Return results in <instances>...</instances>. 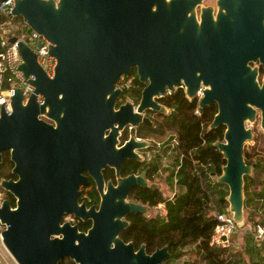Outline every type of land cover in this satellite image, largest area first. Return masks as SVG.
<instances>
[{"label":"water","instance_id":"1","mask_svg":"<svg viewBox=\"0 0 264 264\" xmlns=\"http://www.w3.org/2000/svg\"><path fill=\"white\" fill-rule=\"evenodd\" d=\"M215 4L213 12L202 0H14L11 16L43 34L55 58L50 76L35 51L19 41L20 68L32 75L34 89L23 99L16 86L10 111L0 106V160L8 150L18 175L0 179L17 198L15 206L8 199L0 205V238L17 264H62L64 257L76 264H161L168 255L165 245L146 253L119 239L122 216L146 210L134 200L124 202L125 191L104 194L98 210L78 202L85 180L80 170L97 169L93 155L104 147V131L114 120V131L140 120L129 112L130 102L113 107L120 92L116 81L131 65L145 82L139 111L162 108L154 97L181 83L188 97L203 86L199 109L217 100L208 127L225 125L222 139L212 142L225 162L214 179L228 186L225 209L243 226L244 176L256 164L245 161L243 145L253 139L247 122L255 120L257 109L264 131V80L258 86L256 66L249 64L259 58L264 66V0ZM136 183L146 181L127 177V186ZM68 212L92 217V226L80 231L62 220Z\"/></svg>","mask_w":264,"mask_h":264},{"label":"flooded vegetation","instance_id":"2","mask_svg":"<svg viewBox=\"0 0 264 264\" xmlns=\"http://www.w3.org/2000/svg\"><path fill=\"white\" fill-rule=\"evenodd\" d=\"M202 1L204 5H212L214 7L213 12H215L216 0H209L207 2L206 0ZM197 12L199 13L198 8ZM249 64L251 66H256V80L258 86H262L264 80L263 64L260 62L259 58L255 61H249ZM144 85L145 82H142L137 76V67L135 65H131L127 72H123L118 77L115 87H118L120 92L114 103V109L117 110L122 105L127 104L126 102H130L129 104L131 107L129 112L139 113L140 120L138 123H131L130 121L124 122L115 131L112 129V126L117 127L119 122L118 120H114L112 126L104 131V140L102 141L104 147L100 148L98 154L93 155V159L98 160L97 169L88 168V166H86L80 170L85 180L78 186V202L83 203L86 208L93 206L94 209L98 210L103 200V195L118 187L120 193L125 191L123 197L124 202L134 200L135 202L145 205V211H128L122 216L125 224L118 231V237L124 245L131 242V249L134 251H137L142 247L146 253H151L156 248L165 245L169 253L162 260L161 264H163L164 261L176 253V251H172L176 244V236H172L169 233L170 229H168L171 226L170 224L175 226L176 229V212L174 213L173 211H170V207H175L176 205V198L179 192L176 188L178 187L179 189L180 187L176 174L179 173L182 163L188 159L194 163L199 161L205 169L211 164L207 157L203 160L204 158L200 154L199 156H195L191 151H188L187 154L183 151L180 152L179 147L176 146L178 138L176 139V103L173 101L175 97L174 94L182 91L186 100L194 101L195 107L193 113L196 115H199L205 106H211L213 109L212 118L217 111L218 102L216 99L212 98L207 104L199 109V97L202 96L203 86L200 85L193 97H188L185 93V86L181 83L176 85L174 90L166 89V92L160 93L158 96L154 97L155 100L159 102L158 105L162 108L153 109L151 107H146L139 111V101ZM198 90L201 91V94L199 95L197 93ZM261 92L264 96V90ZM261 103H264V101H261ZM39 117L47 122L53 123L52 119L44 114H40ZM257 119L259 120L260 125L259 109L256 111V117L253 122ZM210 121L207 123L206 132H204L205 134L207 131H211L215 128L208 127ZM219 126L224 130V124H219L216 127ZM252 130L254 131L253 128ZM111 131L112 133H110ZM262 133L264 137V131ZM200 134L202 135V130L200 131ZM222 135L223 131L222 134L214 140L222 139ZM251 147L253 151H255V145H252ZM243 154L247 163H256L255 159L251 160L256 153L253 152L252 154L249 153L248 150L246 151L245 143L243 145ZM176 160H178L177 164ZM202 161H205V163ZM102 163L103 165H101ZM12 167L13 162L10 159L9 151L3 150L2 159L0 160V170L1 172L4 171V174L0 176V179L6 178L16 180L18 175L12 172ZM254 168H256V164ZM130 175L142 176L146 181V184L143 185L136 183L127 186V177ZM215 175L216 174L208 172L209 178L212 176L215 177ZM222 186L228 191V186L225 183H223ZM167 189L169 190V194L166 193ZM142 191L149 194H159V198L161 199L155 204H150L148 200H142L138 197V193ZM0 192L2 193L3 201L4 199H8L11 206H15L17 200L15 195L4 189L2 186H0ZM202 202L203 203L196 214L205 218L211 215L210 206L212 205V201H207L206 198H202ZM157 209L159 210L157 211ZM152 218L160 219V222L164 225L165 223L168 224L169 227L165 229L166 232H154L149 228H146L147 223ZM62 220H67L76 224L78 229L82 232H87L93 224L92 217H80L74 215L72 212L64 214ZM141 222L144 223V228H141ZM166 236L172 238L165 240ZM191 243H194V246L192 247L193 251L195 250L196 254H198L196 250L197 240L187 244ZM128 247L129 246H126V249H128ZM181 247L183 246L181 245L180 248ZM226 257V260L222 262L223 264H243L239 254H226ZM202 260L205 264H211V262H208L205 259Z\"/></svg>","mask_w":264,"mask_h":264},{"label":"trees","instance_id":"3","mask_svg":"<svg viewBox=\"0 0 264 264\" xmlns=\"http://www.w3.org/2000/svg\"><path fill=\"white\" fill-rule=\"evenodd\" d=\"M14 21L22 22L20 16L13 17ZM177 94V95H176ZM173 101L176 103V139L180 152L186 154L191 151L195 156L199 154L204 158H208L211 162L210 166L205 169L199 161L196 163L190 159L184 161L176 174L179 180V192L176 198L175 207H170V211L176 212V229L175 226L160 222L158 218H152L146 225L154 232H166L165 229H170L169 233L176 236V244L172 251L179 252L180 246H185L192 241L197 240L196 250L198 255L211 264H223L226 260V254H231L226 251L225 247L214 246L209 243V238L215 223L214 214L202 218L196 214L199 211L202 198L207 201H213L216 209L223 210L227 205L226 194L228 191L222 188L223 183L214 180V177H208V172L218 174L221 171V166L224 163L221 153L212 145V141L222 134L221 126L213 128L206 132L207 123L211 120L213 109L211 106H205L199 115L193 113L195 107L194 101H189L184 98L183 92H176ZM202 130V135L200 131ZM178 160H176L177 164ZM205 163V161H202ZM264 172V164L258 159L256 160V168L251 175L244 176V190L247 192L249 185L253 184L254 192L264 196V187L258 188V184L262 185V175ZM4 174L1 172L0 176ZM264 177V176H263ZM138 197L142 200H148L150 204H155L160 201L159 194H149L145 191L139 192ZM170 206V205H169ZM212 208V206H211ZM141 228H144V223L141 222ZM176 230V232H175ZM172 238L166 236L165 240ZM251 248V247H250ZM252 249V248H251ZM256 249H252L254 252ZM62 264H76L73 260L64 258Z\"/></svg>","mask_w":264,"mask_h":264},{"label":"built area","instance_id":"4","mask_svg":"<svg viewBox=\"0 0 264 264\" xmlns=\"http://www.w3.org/2000/svg\"><path fill=\"white\" fill-rule=\"evenodd\" d=\"M14 0H0V106L3 104L6 111H10L11 97L15 93L16 86L21 88L23 99L28 98L33 92L34 86L20 68L22 61L18 42L23 41L36 53V60L46 71L52 75L55 66V58L50 54L48 39L40 32L30 28L23 20L14 21L11 10ZM9 36H15L14 41H8ZM39 41V44H38ZM198 95L201 91H197ZM38 101L42 100L40 93L36 94ZM0 192V205L2 204ZM216 208V207H215ZM214 226L209 243L214 246L227 247L232 242V236L238 229L231 212L226 209L214 211ZM3 225L0 223V232ZM249 232L257 243L264 242V221L256 222L250 227ZM1 263V260H0Z\"/></svg>","mask_w":264,"mask_h":264},{"label":"rangeland","instance_id":"5","mask_svg":"<svg viewBox=\"0 0 264 264\" xmlns=\"http://www.w3.org/2000/svg\"><path fill=\"white\" fill-rule=\"evenodd\" d=\"M209 0H206V2ZM247 125H250L254 131H253V136L254 139L250 140V141H246L245 142V149L246 151L248 150L249 153H256L255 156H253L251 158V160L255 161L258 159L260 162H262L264 164V137H263V131L262 128L259 125V120L257 119L255 122H247ZM252 145H255V151H253L252 149ZM253 151V152H252ZM264 176V174H263ZM156 180H161V179H156ZM177 190L178 187L176 188ZM166 193L169 194V190H166ZM212 206V208H211ZM210 206L211 208V214L212 212L214 213L215 211V204L212 201V205ZM159 209H157L158 211ZM246 217V214H245ZM247 220V217H246ZM256 222L253 221L251 222L250 225H248L246 228L247 230H250L249 228L252 227ZM243 227H239L236 230V232L233 234L232 236V242L229 246L225 247L226 251H229L231 253L234 254H239L240 256L243 255L245 256V258L247 259V255L241 250V246H242V241H243ZM194 244V243H193ZM192 243L191 244H187L183 247L180 248L179 252L174 253L169 259H167L166 261L163 262V264H205L204 261L199 257L198 254H196L195 250L193 251L192 247L194 246ZM0 249L4 252L3 256H1V252H0V260L3 262L4 257H8V251L6 250V248L4 247V245L2 244L1 238H0ZM258 252L261 253V257L264 258V251L259 250ZM253 251H250V254H253ZM2 257V258H1ZM258 262V264H263L260 262V260L258 258H256ZM245 264H254L253 261H249L247 260V262Z\"/></svg>","mask_w":264,"mask_h":264},{"label":"crops","instance_id":"6","mask_svg":"<svg viewBox=\"0 0 264 264\" xmlns=\"http://www.w3.org/2000/svg\"><path fill=\"white\" fill-rule=\"evenodd\" d=\"M254 170V169H253ZM264 172H261V179L264 184ZM254 185L251 184L248 187L247 192H245V198H244V223L243 226H239L240 228L243 227V241L241 250L242 253L244 252L247 255V259L245 256L241 255L240 259L242 260V263L245 264L248 260L253 261L254 264H258L259 261L256 260L258 258L260 261H264V258L261 257V253L258 252L259 250L264 251V242L263 243H257L254 239L249 230H247V226L251 224L253 221H264V196L256 194L254 192ZM264 187L261 183L258 184V188ZM225 189V187H223ZM227 195V194H226ZM226 208V207H225ZM247 220H246V217ZM250 229V228H249ZM256 249L253 254H250V251L252 249ZM1 256H3L4 252L0 249ZM8 257H4L3 262L1 261L0 264H17L14 259L11 257V255L8 253ZM261 257V258H260ZM2 258V257H1ZM264 264V262H261Z\"/></svg>","mask_w":264,"mask_h":264}]
</instances>
